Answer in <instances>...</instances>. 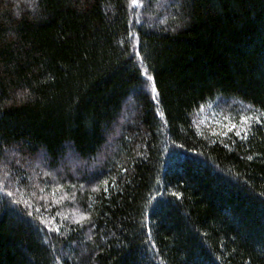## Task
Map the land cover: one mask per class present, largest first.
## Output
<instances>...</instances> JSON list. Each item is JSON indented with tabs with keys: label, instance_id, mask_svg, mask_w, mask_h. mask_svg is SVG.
I'll return each mask as SVG.
<instances>
[{
	"label": "trees",
	"instance_id": "16d2710c",
	"mask_svg": "<svg viewBox=\"0 0 264 264\" xmlns=\"http://www.w3.org/2000/svg\"><path fill=\"white\" fill-rule=\"evenodd\" d=\"M0 264H264V0H0Z\"/></svg>",
	"mask_w": 264,
	"mask_h": 264
},
{
	"label": "snow or ice",
	"instance_id": "6c2138e0",
	"mask_svg": "<svg viewBox=\"0 0 264 264\" xmlns=\"http://www.w3.org/2000/svg\"><path fill=\"white\" fill-rule=\"evenodd\" d=\"M138 2V0H132L133 4H136ZM151 79V78H150ZM153 91H155V88L153 87ZM249 159H251V157H249Z\"/></svg>",
	"mask_w": 264,
	"mask_h": 264
}]
</instances>
